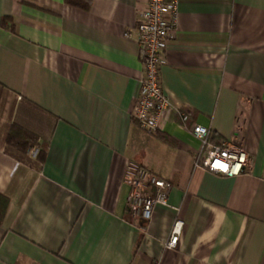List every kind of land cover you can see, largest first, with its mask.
<instances>
[{"label": "crops", "instance_id": "1", "mask_svg": "<svg viewBox=\"0 0 264 264\" xmlns=\"http://www.w3.org/2000/svg\"><path fill=\"white\" fill-rule=\"evenodd\" d=\"M75 1L0 0V264H264V0H179L153 134L130 115L146 0ZM194 123L241 139L250 169L197 167ZM130 161L173 184L146 231L127 209Z\"/></svg>", "mask_w": 264, "mask_h": 264}, {"label": "built area", "instance_id": "2", "mask_svg": "<svg viewBox=\"0 0 264 264\" xmlns=\"http://www.w3.org/2000/svg\"><path fill=\"white\" fill-rule=\"evenodd\" d=\"M178 8L179 0H146V7L139 13L138 24L132 30L136 33L143 72L130 115L149 134L160 130L163 117L171 106L162 87L161 67L177 32ZM126 36L131 37L132 32L129 30ZM182 119L187 121L188 116L183 114ZM190 133L200 144L195 161L197 167L230 178L250 169L252 157L238 137L216 144L211 138V130L197 123L191 125ZM27 153L36 159L40 149L32 147ZM124 180L130 188L127 209L133 223L141 224V229L146 231L155 208L167 205L173 184L132 161L127 163ZM184 225L181 219L174 222L167 248H177Z\"/></svg>", "mask_w": 264, "mask_h": 264}, {"label": "trees", "instance_id": "3", "mask_svg": "<svg viewBox=\"0 0 264 264\" xmlns=\"http://www.w3.org/2000/svg\"><path fill=\"white\" fill-rule=\"evenodd\" d=\"M68 2H69V3L71 2L72 4H73V3H74V4L77 3V1H75V0H68ZM89 6H90V1L87 0V2L84 4L83 7H84L85 9H88ZM186 115H187L188 117L190 116V114H189L188 112L186 113ZM211 138H212V140H213L216 144H219V143H220V140L218 139V137H217L216 135L211 134ZM27 147H28V146H26L25 151L27 150ZM37 159H39V161H42V159H43V152H42V150H40V153H39ZM7 206H8V200H7L5 197L0 196V223L2 222V220H3L4 216H5V213H6V210H7Z\"/></svg>", "mask_w": 264, "mask_h": 264}]
</instances>
